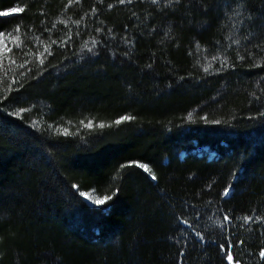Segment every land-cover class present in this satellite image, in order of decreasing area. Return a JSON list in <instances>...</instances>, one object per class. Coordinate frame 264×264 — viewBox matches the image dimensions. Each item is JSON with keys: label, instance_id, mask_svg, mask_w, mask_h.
Returning a JSON list of instances; mask_svg holds the SVG:
<instances>
[{"label": "trees", "instance_id": "16d2710c", "mask_svg": "<svg viewBox=\"0 0 264 264\" xmlns=\"http://www.w3.org/2000/svg\"><path fill=\"white\" fill-rule=\"evenodd\" d=\"M0 12V264H264V0Z\"/></svg>", "mask_w": 264, "mask_h": 264}, {"label": "rangeland", "instance_id": "374dc122", "mask_svg": "<svg viewBox=\"0 0 264 264\" xmlns=\"http://www.w3.org/2000/svg\"><path fill=\"white\" fill-rule=\"evenodd\" d=\"M13 9H18V7H14L10 10H8V12H13ZM14 43H17V40L15 38V34L14 33H10V32H4L2 36H0V70L8 63L9 59H10V52L12 50V47L14 46ZM10 49V51H9ZM81 193H86L88 194L91 198H88L85 195H82V197L91 205H95V206H104V203H96L94 202L95 199L99 198L101 200L104 199V197H99L96 194H94L91 191H83Z\"/></svg>", "mask_w": 264, "mask_h": 264}, {"label": "snow or ice", "instance_id": "6c2138e0", "mask_svg": "<svg viewBox=\"0 0 264 264\" xmlns=\"http://www.w3.org/2000/svg\"><path fill=\"white\" fill-rule=\"evenodd\" d=\"M121 2H123V0H121ZM13 11H20V12H22L23 9H22V8H20V9H13ZM7 14H8V13H6V12H0V15H7ZM17 30H18V29H17ZM2 35H3V33H0V36H2ZM9 51H10V49H9ZM13 63H14V61H13ZM122 119H129V118H128V117H124V118H122ZM117 123H119V121H117ZM142 167H144L146 171H149V169L147 168V166H143V165H142ZM152 179H156L155 175L152 176ZM224 194L227 195V194H228V191L226 190ZM81 195H85V196H87L88 198H91V197H90L88 194H86V193H81ZM108 199H111V197H104L103 200L97 198V199H95L94 202H96V203H104V202H105L106 200H108ZM225 219L227 220L228 217L226 216ZM225 251H226V253H227V256H226L227 260L232 261V260L234 259V257H233V255H232L230 249H226ZM262 255H264V253H262Z\"/></svg>", "mask_w": 264, "mask_h": 264}]
</instances>
